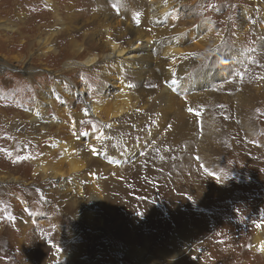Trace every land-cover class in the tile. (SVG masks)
Instances as JSON below:
<instances>
[{"label": "rangeland", "instance_id": "obj_1", "mask_svg": "<svg viewBox=\"0 0 264 264\" xmlns=\"http://www.w3.org/2000/svg\"><path fill=\"white\" fill-rule=\"evenodd\" d=\"M45 1L0 0V264H264V0H178L152 24L160 46L179 48L187 66L156 108L164 66L157 48L120 80L105 78L100 62L70 70L68 36L55 31ZM51 1L60 18L70 8L80 14L76 29L99 12L115 27L123 12L134 17L133 6L157 0ZM51 40L62 50L46 55ZM90 98L126 112L97 119L85 106ZM83 105L89 119L74 118ZM40 117L52 120L47 129ZM118 137L131 146L127 154ZM102 142L116 144L118 155ZM65 143L80 170L57 156L38 165V154ZM83 189L99 208L83 206L75 192Z\"/></svg>", "mask_w": 264, "mask_h": 264}, {"label": "bare ground", "instance_id": "obj_2", "mask_svg": "<svg viewBox=\"0 0 264 264\" xmlns=\"http://www.w3.org/2000/svg\"><path fill=\"white\" fill-rule=\"evenodd\" d=\"M250 1L257 2V3L259 2V0H250ZM45 2L48 5V7H50L53 11L51 13V16H53V18H51V19L54 20L53 26L56 28H54V27L53 28L55 29V31L57 32V29H58L60 32H64L63 33L64 35L67 34V35H65V37L68 36L67 37V41H68L67 47L66 48L64 47L65 49L63 48L64 50L62 51V55H65V57L67 58L66 59L67 64L64 65L65 67H68V66L73 67L70 70H73L75 68H81V67L82 68L95 69L96 63L100 62L101 67L99 69H102V72H103L102 74H104L105 78L109 77V76H115V77H118V79L120 80L121 78H119V76H120L121 72L123 71V69L133 71L134 69L140 68V66L137 65V62L149 59L151 57L152 50H154V48H157L161 54V58H163L162 60L164 62V66H162V67L158 66V68L161 70V71L160 70L159 71L162 72V74L160 75L162 82H161V86H160L161 88H159L157 90L159 93H158L157 97L154 98V103H155L154 107L156 108V106L159 103H161L162 101H165V100L169 101V99H171V97L173 96L172 92L175 91V88L172 86L175 82H178L177 76L179 74L182 75V73H184L183 72L184 68H186L187 66H186V64L184 66V64L182 63L183 61L180 63V60L177 58V56L181 53L179 48L170 47V46H168V47L160 46L161 44H163V41L161 40V35H159V33H161V31H157L154 28H151V26L154 23L157 24L159 21H161V19H164L168 14H172L173 11L170 12V10H172L173 7H176L178 5V0H159V2L157 0L156 3H151L152 8H150V9H147L143 6L141 9H138V8L136 9V7L133 6L130 9L129 13L131 14V16H134V17H130L131 18L130 19L128 17V15L127 14L124 15L125 12H123V14H121V15L124 17L125 20H123L122 22L120 21L119 23L114 24V26L116 25L115 27H113V25H112L114 18H112L109 15L108 16L103 15V13L99 12V11H102V9L99 8L98 9V12H99L98 15L94 11H93V13H95V14H90V16H88V18H86L87 16L85 15L81 19L83 23H81V26L76 28V29H73V24H75L76 22H78L80 20V18H81L80 14L79 15L75 14L74 13L75 11L71 12V8H70V12L69 13L66 12L65 13L66 15L63 18H60V16H58V12H57L58 10H57V7L55 5V2L51 1V0H46ZM99 4L101 5V3H99ZM76 8H77V6H76ZM68 9H66V10H68ZM127 11H129V9ZM89 19H91L90 22H89ZM119 19H120V17H119ZM260 19H261V16H260ZM89 26L92 27V28L91 27L89 28V29H91V31L90 30H89V32L88 31L87 32L82 31V29H85V27H89ZM248 28H250V27H248ZM251 30H253L254 33L260 31V29L258 30L256 26L255 27L253 26ZM174 31L179 32L178 29H174ZM58 33H57V35H58ZM71 33H72V35H71ZM73 33L74 34L81 33V35H82L80 37L81 39L78 40L79 37H78V39H76L75 35H73ZM260 33H261V31H260ZM48 35H49V33H48ZM50 35L53 36V33ZM125 37L131 38L130 43L128 44V47H123V46L118 44V41L124 39ZM52 40H51L50 44L48 43V45L46 44V42L43 43L45 45L44 46L45 50L43 52L46 51V55H49L51 53L56 54V53L61 52V50H62L61 49L58 51L57 48L53 47V45L50 46L52 44ZM40 41H41V39H40ZM169 42H171V41H169ZM56 76H59V75H56ZM58 84H59V82H57V84L55 83L52 88L49 87L47 90V95L49 94V96H52L53 91L55 89V86H57ZM81 91H85V89H82ZM40 96L43 99V95H40ZM73 98H74V96H71V100H73ZM124 99H125V97H124ZM47 103L51 104V102H49V100L47 101ZM85 106L87 107L88 112L91 114V116L93 115L97 119H102V118L113 119L115 116H118L119 114L126 112V110H125L126 108H120V107H119L120 109L117 110L118 112H116L115 110H111V109H105L103 107L102 100L101 99H95V98H90V100L88 99ZM85 106L84 105L82 106V112L79 115L74 114V112H73V117L79 119V117L82 116L83 119H87V118L89 119V116H88V113H87ZM145 116L147 117V115H145ZM143 117H144V114H142L138 117H132V119H130V121L135 123L138 119H141ZM41 118L42 117L35 118V122L38 123V121H39L40 126H44L45 129H47V127L50 126L52 120H48L46 118L43 120ZM130 121H129V124H131ZM43 123H45V124L41 125ZM119 138L120 137H118L117 139H119ZM119 140H120L121 145H122V150L123 151L125 150V153L129 152V150L131 149L130 148L131 146L130 147L128 146V143L126 142L125 139H119ZM32 142H34V141H32ZM38 142H41V140ZM38 142H36V143H38ZM70 143H65L61 147L58 146V149L54 152H49L46 150L47 152H46L45 156L42 155L41 153L38 154V155H40V156H38L39 157L38 165H42L44 163V160H46L48 158L55 159L57 156V157H62L61 161L66 162V164L70 170H73L76 172H77V170H80V168L79 169L76 168L77 165L74 166V164H73L74 162L72 163L69 161L74 156V152L76 151V150H74V148H71L72 146L70 145ZM101 146H102L101 150H103V151L105 150V152H108L107 149L109 148V146L110 147L114 146L113 153L110 152L112 155L111 157H116L118 155V153H116V151H117L116 149L118 147H116V144H113V142H107V143L102 142ZM135 152H136V150H131L130 151V153H131L130 157L135 155ZM97 153H98V151H97ZM107 157H108V155H107ZM61 161L59 160V162H61ZM97 163H98V161H95L93 163V165H95ZM75 164H76V162H75ZM81 169H84V168H81ZM44 171L45 170H43V168H41L40 173L42 174V177H46L45 176L46 173H44ZM74 174H76V173H74ZM85 179H87V178H85ZM1 182H5V181H1ZM87 191L88 190L83 189L82 193L79 190H76L75 192H79L80 195L82 194V197L85 201V203L83 205L84 207L90 208L89 210L94 209V207L99 208V201L100 200L98 197L90 196L88 203H86L87 200L85 199V196L87 194H91V193H88ZM107 200H108V198H107ZM170 203H171V201H170ZM162 205H163V203H162ZM85 211H87V210H85ZM172 211H173V209H172ZM180 212H182V211H180ZM85 213H86L87 217L90 218L92 216L93 212H85ZM179 236H177V238H178V242L180 243V246H182V245L185 246L183 243V241L186 240L185 236L184 235H182L180 237ZM172 238H174V236H172ZM174 239H176V238H174ZM127 255L134 260L138 258V260H140V261L144 257L143 254L140 253V251L139 252L131 251V252H128Z\"/></svg>", "mask_w": 264, "mask_h": 264}, {"label": "snow or ice", "instance_id": "obj_3", "mask_svg": "<svg viewBox=\"0 0 264 264\" xmlns=\"http://www.w3.org/2000/svg\"><path fill=\"white\" fill-rule=\"evenodd\" d=\"M129 87H132V85H129ZM188 110H189V112H192V109L191 108H189ZM96 151L97 150L95 148L92 149V152L93 153H96ZM257 226L259 227V225H257Z\"/></svg>", "mask_w": 264, "mask_h": 264}]
</instances>
